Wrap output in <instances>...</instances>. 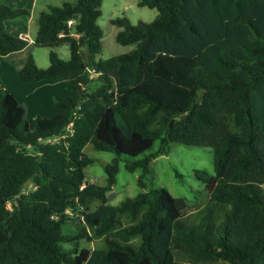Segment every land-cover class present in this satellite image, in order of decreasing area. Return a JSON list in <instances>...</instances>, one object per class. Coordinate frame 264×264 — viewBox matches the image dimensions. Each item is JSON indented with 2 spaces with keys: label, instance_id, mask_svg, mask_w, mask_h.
I'll list each match as a JSON object with an SVG mask.
<instances>
[{
  "label": "trees",
  "instance_id": "obj_1",
  "mask_svg": "<svg viewBox=\"0 0 264 264\" xmlns=\"http://www.w3.org/2000/svg\"><path fill=\"white\" fill-rule=\"evenodd\" d=\"M102 4L39 13L35 45L68 43L71 57L52 49L39 67L30 56L18 77L67 81L51 116L30 121L0 71V264H264V0H138L156 18L113 19L117 41L135 47L96 61ZM29 15L0 0V64L29 44L7 22ZM176 142L214 151L215 172L195 173L200 204L145 190L151 162ZM88 145L115 153L105 184L86 181ZM123 155L142 190L112 204Z\"/></svg>",
  "mask_w": 264,
  "mask_h": 264
},
{
  "label": "rangeland",
  "instance_id": "obj_2",
  "mask_svg": "<svg viewBox=\"0 0 264 264\" xmlns=\"http://www.w3.org/2000/svg\"><path fill=\"white\" fill-rule=\"evenodd\" d=\"M10 6H15L12 1L4 0ZM24 8L31 11V17L20 19L21 26L27 30L29 24L28 38H35L38 24L37 18L40 11L48 9L49 5H62L66 0H23ZM17 8V7H15ZM158 14L156 8L141 6L138 0H103L102 15L98 24L103 29V49L95 56L98 61L132 50L134 45H123L116 39L121 27L113 23V19L126 16L133 24L140 21L152 22ZM18 21V22H19ZM19 25V24H18ZM11 26V24H10ZM12 32L10 27L7 28ZM55 50L59 57L65 61L71 57V50L68 43H63L53 48L36 46L31 43L25 49L6 55L0 64V71L4 85L9 88L16 97L28 108V118L31 119L38 113L51 116L54 113V103L68 94L67 81L22 82L18 77V70L23 67L28 57L33 56L39 67H47L50 64L49 53ZM159 142L155 144L158 148ZM154 148V149H155ZM86 153L95 161L85 168L86 181L105 184L107 172L105 164L111 162L115 156L114 152L97 150L91 145L85 148ZM126 155H123L120 162V170L117 174V181L113 188L107 193L110 203L118 204L127 197L137 195L141 190L138 184V177L142 169L129 171L125 168ZM152 170L146 178L145 190L160 186L167 187L175 196L186 197L191 204H200L205 195L204 184L196 177V170H207L214 173V151L207 146H194L184 143H173L167 152L159 154L151 162ZM179 173V175L177 174ZM35 188L31 183L25 189L30 192ZM12 207V202L9 203ZM74 211H70L73 213ZM66 232L74 233L76 230L71 225H66ZM100 244L99 239L88 242L81 240V247H95Z\"/></svg>",
  "mask_w": 264,
  "mask_h": 264
},
{
  "label": "crops",
  "instance_id": "obj_3",
  "mask_svg": "<svg viewBox=\"0 0 264 264\" xmlns=\"http://www.w3.org/2000/svg\"><path fill=\"white\" fill-rule=\"evenodd\" d=\"M7 1H9V0H7ZM10 1H12L11 3H13L15 5L13 7H21V6H23V3H24L23 0H10ZM31 15L27 16L28 22L30 20ZM10 24H11V26H10ZM8 27H10L12 29V32L14 34H17L20 36H27L28 35L29 24H27V30L21 26L20 21L19 22H7V28ZM28 39H29V44L27 46H29L31 43H34V39H32V38H28Z\"/></svg>",
  "mask_w": 264,
  "mask_h": 264
},
{
  "label": "water",
  "instance_id": "obj_4",
  "mask_svg": "<svg viewBox=\"0 0 264 264\" xmlns=\"http://www.w3.org/2000/svg\"><path fill=\"white\" fill-rule=\"evenodd\" d=\"M205 88L201 89L200 92H199V95L198 97L195 99L193 105H196L197 102L201 101L204 97V94H205ZM182 117H185V114L182 115Z\"/></svg>",
  "mask_w": 264,
  "mask_h": 264
}]
</instances>
